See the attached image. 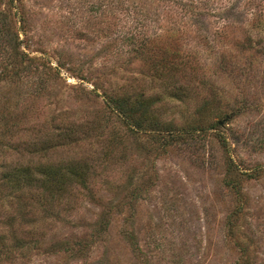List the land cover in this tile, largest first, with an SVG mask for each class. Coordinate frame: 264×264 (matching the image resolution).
<instances>
[{
	"label": "rangeland",
	"instance_id": "obj_1",
	"mask_svg": "<svg viewBox=\"0 0 264 264\" xmlns=\"http://www.w3.org/2000/svg\"><path fill=\"white\" fill-rule=\"evenodd\" d=\"M173 1L191 4L180 47L195 52L199 74L181 99L162 91L173 80L152 66L172 59ZM233 1H13L10 29L29 63L16 77L0 75V174L12 160L22 164L21 155L41 160L27 153L28 143L56 120L73 122L78 139L51 147L46 161L75 155L80 173L88 164L81 182H55L48 192L0 182V237L8 249L0 264H264V23L249 0H236L237 9L226 13ZM5 4L0 0V11L8 14ZM232 18V34L261 41L235 49L238 58L228 56L229 44L211 53L194 46L189 26L214 30ZM134 32L153 44L134 51ZM220 50L232 71L218 69ZM5 60L8 53H0V70ZM124 86L130 99L145 90L153 125L183 134L164 140L115 117L102 129V94ZM203 97L211 98L205 108ZM204 119L217 126L184 135ZM52 133L48 144L58 138ZM229 175L237 191L224 185ZM100 221L105 229L97 232Z\"/></svg>",
	"mask_w": 264,
	"mask_h": 264
},
{
	"label": "trees",
	"instance_id": "obj_2",
	"mask_svg": "<svg viewBox=\"0 0 264 264\" xmlns=\"http://www.w3.org/2000/svg\"><path fill=\"white\" fill-rule=\"evenodd\" d=\"M14 0H6V10L9 11V17L8 14L4 11H0V53L5 55L8 53L9 61H1L2 68L0 70V75L3 76H9V77H16L19 75L20 72L25 71V64L24 60L27 59V62L29 63V57L27 54L19 48V40L17 38V31L14 33L10 29V20L14 22V15L16 14V10L14 3ZM196 1V0H192ZM235 1V2H234ZM233 2H228V6L225 8L224 11L226 13H233L235 9H237V2L234 0ZM262 0H249L247 3V7L252 8L254 10L253 14L256 17V20H261L262 24L264 23V18L262 19L264 13V4H261ZM191 4L190 3H182L181 7H179L178 2H172L171 4V10L173 12L172 14V26H173V33L174 37L173 41L174 44L173 47V53H172V59L163 62V63H157L152 65L153 68L161 67V72L159 75L162 77H166L168 81L169 79L173 80L170 81L168 84V88L164 86L162 91H165L167 89L173 97L181 99L183 94L186 92H191V84L190 81L192 79H195L198 77L197 70L194 69V53L192 52L191 55L188 54V51H181V43L182 39L184 38L183 34H185V30L183 25H181L183 21V16L188 13L189 10H191ZM183 10V11H182ZM144 17V16H142ZM140 21H143V18L140 19ZM195 23L196 20H192ZM235 19H230L229 22L225 25H221L218 29L211 30L210 28H207L206 26H189V28L192 30L191 27L194 28L192 33H195V35L192 36L194 40H192L196 46V44L200 43L204 45V47L208 50H210V53L215 51L217 47H220L222 44H229L230 49L229 52L227 51L228 56H231L233 58H238V53L235 52V49L244 50V48H250L252 46L251 42L253 41L251 37L244 32H241L239 35L232 34L230 30H228V26L231 25ZM237 21V20H236ZM201 24H204V22L200 21ZM264 28V27H263ZM181 29V30H180ZM16 30L18 28L16 27ZM179 30V31H178ZM264 30V29H263ZM260 36H257V38L254 40L255 42H260L262 38H259ZM130 44H132V48L134 51L141 53L144 47L149 44H153L151 38H147V36L143 35H137L135 32L131 33L129 35ZM253 41V42H254ZM145 47V48H146ZM234 48V49H233ZM234 51L233 53H230ZM217 60V67L218 69H221L222 72H226L229 68L230 71H232L233 64L230 62L228 63L225 61L226 53L223 50H220L216 55ZM242 55H240L241 57ZM4 62V63H2ZM246 63V62H245ZM238 69H242L241 67H237ZM240 71V70H238ZM152 78V76L150 75ZM151 81V80H150ZM142 84H144V81H141ZM152 84V83H150ZM145 85V84H144ZM148 87H151L149 85H146ZM126 87L124 86L121 90L118 91H112L111 93L104 92L102 94L103 97V103L105 111L107 112L108 116H105L103 120L102 129L107 124L109 117H115L117 122L120 124L122 123L124 126H128L129 128L133 130H140L145 129L146 131H149L151 135L155 137H160L164 140H167V138L171 136H180L183 134L182 131L177 130L176 128H166V126H156L158 121L154 122V125L151 123L150 119L147 118V116L151 115L149 108L152 107L153 102H146L144 99L148 96L144 94L145 90H139L137 95L130 99L127 96ZM211 101V98H201L200 106L205 108V106L209 105ZM203 111V110H202ZM147 120V124L144 123V121ZM55 124L52 129L46 130L40 135L38 134L34 136V140L32 142H29L31 148L27 153L30 155L36 154L41 160L38 162L29 161L27 159H24L25 156L21 155L22 164H20L17 161L12 160V164L10 167H7L6 169L2 170L0 174V182L2 185H5L7 187H14L17 189H21L24 185H29L31 187H34L37 189L38 187L41 188L42 191L48 192V190L51 188L52 183L55 182H61V183H67L73 179H75L77 182H81L83 175L86 173L87 164L85 163L81 169L83 172H79V169L73 165V158L75 155L71 156L68 161L66 160H60L59 162H50L46 161L47 152L51 147L54 146H60L63 144H76L79 132V129H75L74 123L71 121L66 122H60L57 121L53 122ZM202 124H205V126H202ZM160 125V124H159ZM157 127V130L153 129L152 127ZM217 126V123L213 121H206L199 120L196 125H188L186 129V134L184 135H192L196 133L197 131H203L206 129H213ZM154 127V128H155ZM162 128V129H161ZM57 131L56 135L58 138L53 141L52 143H49L46 141L50 138V140H53L54 137L52 131ZM82 130V129H81ZM83 132L85 130H82ZM2 133L1 135H3ZM221 140V143L224 144V140L219 138ZM34 141L35 144L38 143V149H34ZM27 144V143H26ZM11 145V143H10ZM10 147V146H9ZM34 149V150H33ZM39 153H35L38 152ZM21 154V153H20ZM102 158V156H101ZM100 158V159H101ZM47 159H50L47 157ZM105 159V158H104ZM7 166V165H6ZM229 165H227V170L229 171ZM240 173H246L249 175V172H240ZM224 185L228 188L236 189L237 191V184L236 181L233 180V178L229 175L227 179H224ZM98 224L97 232H102L105 229V221H100ZM5 246H3L2 239L0 237V255L7 252L8 249H4ZM239 264V263H238Z\"/></svg>",
	"mask_w": 264,
	"mask_h": 264
}]
</instances>
